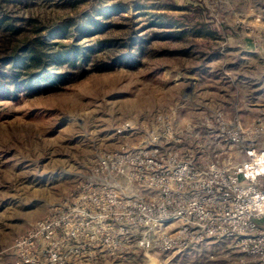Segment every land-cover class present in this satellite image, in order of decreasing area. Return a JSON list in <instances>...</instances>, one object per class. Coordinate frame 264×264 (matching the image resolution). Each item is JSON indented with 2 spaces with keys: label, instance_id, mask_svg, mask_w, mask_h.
I'll return each instance as SVG.
<instances>
[{
  "label": "rangeland",
  "instance_id": "374dc122",
  "mask_svg": "<svg viewBox=\"0 0 264 264\" xmlns=\"http://www.w3.org/2000/svg\"><path fill=\"white\" fill-rule=\"evenodd\" d=\"M22 1L0 0V9L51 24L94 14L106 27L89 37L75 34L85 44L120 35L133 23L152 38V50L138 62L115 60L100 70L86 66V74L73 71L64 83L0 96V264H12L7 250L18 234L87 180L94 154L134 146L155 129L161 135L169 129L180 141L167 146L198 156L199 147L210 149L219 112L243 124L264 112V53L241 51L227 38L235 30L249 32L245 26L219 24L225 17H250L247 10L225 12L224 0H80L76 6L65 4L75 0ZM118 1L130 5L124 13L130 20L96 14ZM260 6L258 21L264 23ZM198 20L217 27V37L165 34ZM260 34L264 38V30ZM127 121L132 128L118 132ZM240 254L232 239L221 238L181 253L139 251L97 264H236Z\"/></svg>",
  "mask_w": 264,
  "mask_h": 264
},
{
  "label": "built area",
  "instance_id": "2783aa9c",
  "mask_svg": "<svg viewBox=\"0 0 264 264\" xmlns=\"http://www.w3.org/2000/svg\"><path fill=\"white\" fill-rule=\"evenodd\" d=\"M215 119L198 156L167 146L180 141L169 129L94 154L87 180L13 239L12 264H97L221 238L241 253L236 264H264V115Z\"/></svg>",
  "mask_w": 264,
  "mask_h": 264
},
{
  "label": "trees",
  "instance_id": "16d2710c",
  "mask_svg": "<svg viewBox=\"0 0 264 264\" xmlns=\"http://www.w3.org/2000/svg\"><path fill=\"white\" fill-rule=\"evenodd\" d=\"M28 1L22 2L26 5ZM79 2L67 1L65 4L76 6ZM130 8L118 1L100 7L96 14L106 19L118 14L123 20H130L131 16L124 15ZM154 22H160V17ZM105 27V23L89 13L81 17L67 16L51 24L31 13L25 15L0 9V96L16 94L20 90L32 93L35 88L64 83L74 72L86 74V66L100 70L115 60L138 62L144 52L152 50L149 47L152 38L141 34L143 28H136L133 23L125 25V31L120 35L100 38L97 42L88 39L85 44L75 37L77 33L89 37ZM188 33L215 38L218 28L198 20L175 33L165 34L182 37ZM70 38L72 40L67 41ZM8 258L12 260V256Z\"/></svg>",
  "mask_w": 264,
  "mask_h": 264
},
{
  "label": "crops",
  "instance_id": "0c3cea01",
  "mask_svg": "<svg viewBox=\"0 0 264 264\" xmlns=\"http://www.w3.org/2000/svg\"><path fill=\"white\" fill-rule=\"evenodd\" d=\"M233 0H224V6L223 11H234L233 13L237 15V12L235 10L242 11L247 10L248 15L250 17L248 18H234L232 20L227 19L226 17L220 21V25L222 27L226 26H238V27H246L249 29V32L244 31L243 33L235 30L234 36H229L228 39H232V42L237 45V48L241 51H248L250 53H257V52H263L264 53V38L260 34L262 30H264V23H261L260 20L258 21V15L257 12L259 9H261L264 2H261V0H235L234 4H231ZM242 3H245V5L242 7ZM241 5V6H240ZM241 13V12H239ZM234 24V25H233ZM243 25V26H242ZM250 27V28H248ZM223 36V35H222ZM226 37V35H224ZM224 50V49H223ZM260 115H264L263 113L258 114L257 116H254L251 120L258 118Z\"/></svg>",
  "mask_w": 264,
  "mask_h": 264
}]
</instances>
